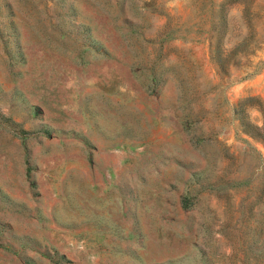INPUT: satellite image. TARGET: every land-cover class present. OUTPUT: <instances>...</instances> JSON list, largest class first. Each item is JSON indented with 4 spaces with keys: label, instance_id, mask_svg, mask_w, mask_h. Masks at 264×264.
I'll return each mask as SVG.
<instances>
[{
    "label": "rangeland",
    "instance_id": "374dc122",
    "mask_svg": "<svg viewBox=\"0 0 264 264\" xmlns=\"http://www.w3.org/2000/svg\"><path fill=\"white\" fill-rule=\"evenodd\" d=\"M0 264H264V0H0Z\"/></svg>",
    "mask_w": 264,
    "mask_h": 264
},
{
    "label": "trees",
    "instance_id": "16d2710c",
    "mask_svg": "<svg viewBox=\"0 0 264 264\" xmlns=\"http://www.w3.org/2000/svg\"><path fill=\"white\" fill-rule=\"evenodd\" d=\"M184 202H185V203H188V201H187V196L184 198Z\"/></svg>",
    "mask_w": 264,
    "mask_h": 264
}]
</instances>
